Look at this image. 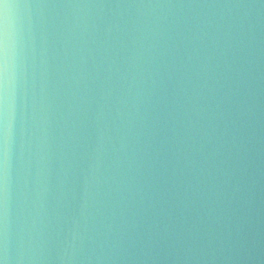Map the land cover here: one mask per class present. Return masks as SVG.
I'll return each mask as SVG.
<instances>
[{
    "label": "water",
    "instance_id": "water-1",
    "mask_svg": "<svg viewBox=\"0 0 264 264\" xmlns=\"http://www.w3.org/2000/svg\"><path fill=\"white\" fill-rule=\"evenodd\" d=\"M0 261L264 264V0H0Z\"/></svg>",
    "mask_w": 264,
    "mask_h": 264
},
{
    "label": "clouds",
    "instance_id": "clouds-1",
    "mask_svg": "<svg viewBox=\"0 0 264 264\" xmlns=\"http://www.w3.org/2000/svg\"><path fill=\"white\" fill-rule=\"evenodd\" d=\"M5 7H7V6H5ZM0 264H3V262H2V261H0Z\"/></svg>",
    "mask_w": 264,
    "mask_h": 264
}]
</instances>
